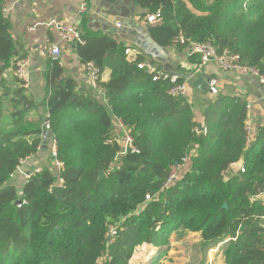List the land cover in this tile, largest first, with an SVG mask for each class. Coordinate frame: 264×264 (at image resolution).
Segmentation results:
<instances>
[{"label": "trees", "instance_id": "1", "mask_svg": "<svg viewBox=\"0 0 264 264\" xmlns=\"http://www.w3.org/2000/svg\"><path fill=\"white\" fill-rule=\"evenodd\" d=\"M132 1L148 15L161 14L150 30L158 46L170 47L182 35L264 75V0ZM5 3L0 0L1 77L25 58ZM81 38L76 53L83 65L102 70L106 101L80 87L58 60H48L43 105L55 156L41 170L26 171L21 194L17 168L36 157L47 129L27 122L31 101L21 89L0 99V264H100L104 258V264H136L137 252L139 264H162L172 236L183 232L200 234L209 251L223 243L225 264H264V201L258 199L264 126L248 147L247 99L218 95L199 123L187 98L169 95L170 81L140 70L141 56L127 60L123 42L86 27ZM191 62L197 66L200 58ZM115 120L133 140L125 152ZM191 154L187 171L168 185L172 167ZM238 162L245 173L229 172ZM101 172L106 178L99 182ZM59 181L64 202L52 193ZM112 226L118 236L110 246Z\"/></svg>", "mask_w": 264, "mask_h": 264}, {"label": "crops", "instance_id": "2", "mask_svg": "<svg viewBox=\"0 0 264 264\" xmlns=\"http://www.w3.org/2000/svg\"><path fill=\"white\" fill-rule=\"evenodd\" d=\"M85 3L88 11L82 13L81 8ZM5 8L10 9L8 20L12 25V37L19 47V57L24 56L30 61V83L25 87L14 76V68L10 69L0 79V99L4 98L8 91L21 89L31 101L27 122L35 124L40 122L41 128H44L47 122L48 110L43 101L47 92H50L46 80L47 63L52 59L48 50V40L61 46V55L56 60L80 87L94 92L100 100L106 101L104 94L99 93L100 91L88 83L85 65L81 63L76 47H73L76 45L59 44L53 23L64 22L76 24L80 32L86 27L93 33L112 35L123 42L126 50L131 52L130 55L126 54L129 62H135L141 56L144 59L143 63L156 66L161 74L176 75L183 79V83L188 86L186 98L193 104L199 123L203 122V115L215 98L223 95L233 99L238 97L247 99L254 135L258 127L264 126L263 85L258 79L241 77L233 71H225L215 61L201 69L198 65L192 64L191 59L194 56L190 55L186 48L174 45L166 48L158 46L153 41L150 30L160 23V18L154 23H149L150 15L147 11L139 9L132 0H6ZM107 78L108 75L105 73L103 80ZM214 85L219 91L217 95L211 92ZM12 109L13 107L6 103V112H11ZM116 122L115 120V124ZM42 145L36 157L28 159L15 175L14 181L20 189V194L24 183L23 175H29L26 171L35 167L37 169L33 171L41 170L56 148L52 137L44 140ZM240 163L243 164L236 163L235 169ZM57 166L55 162L56 172ZM231 171L233 170L229 172Z\"/></svg>", "mask_w": 264, "mask_h": 264}, {"label": "built area", "instance_id": "3", "mask_svg": "<svg viewBox=\"0 0 264 264\" xmlns=\"http://www.w3.org/2000/svg\"><path fill=\"white\" fill-rule=\"evenodd\" d=\"M243 2L245 5L248 4L250 0H240ZM82 13H86L88 11V7L85 4H83L81 8ZM10 9L9 8H4L3 9V14L5 18L9 16ZM160 13L150 15L148 17V22L149 23H154L160 18ZM54 27L57 30V35L59 38V44H65L67 46H73L77 45L78 43H83L84 41L81 38V32L80 28L76 24H67L64 22H54L53 23ZM48 50L52 58L57 59L61 55V46L58 44H55L51 41L48 40ZM173 45L178 46V47H184L188 50L189 54L192 56H198L200 58V62L198 64L199 68H204L208 63L211 61H215L220 68H222L225 71H233L237 73L241 77H253L258 79L261 84L263 85V99H264V75L261 74L260 70L256 67L252 66H246V65H240L235 62L234 58L229 57L226 53L223 55H218L215 48L211 46L210 44H200L198 42L192 41V40H187L185 39L182 35L175 37L173 39ZM126 54L130 55L131 52L129 50H126ZM138 68L140 70H145L148 74L154 76V81H158L160 78L163 80H168L172 84L171 89L169 90V95L172 97H184L186 98L188 95V86L184 83H178L179 78L176 75H167V74H161L159 70L156 68V66L152 64H146V63H141L138 64ZM84 71L86 72V78L88 83L94 88L100 91L99 93L104 94L105 90L103 87L100 85L101 82V76H102V70L95 64V63H89L84 66ZM14 76L16 77L17 80L22 82L25 87H27L30 83V61L27 58L24 59H19L15 63L14 67ZM1 79V76H0ZM211 92L213 95H217L219 93L218 88L216 85L212 86ZM117 128H121L123 136H121V145L122 143H126L128 145L125 147V151L127 148H132V142L133 140L130 138L128 132L124 129L123 125L119 123L118 121L116 122ZM46 129L48 131L49 129V124L46 122L45 124ZM246 142L247 146L249 147L252 142L254 141V128L252 125V120L251 117L248 119L246 123ZM120 135V132L118 133ZM126 134V136H125ZM41 149V148H40ZM56 150V148H55ZM133 151H136L133 149ZM55 156V151L54 154ZM193 154L190 156H187L182 160V163L176 166L172 167L171 175L168 180V185H170L172 182L176 181L182 174L183 171L186 170L189 162L191 161V157ZM27 161H22L21 166L17 168V171H20L22 166L25 165ZM238 164V163H237ZM232 164L229 168L230 170L236 171L237 173H245V169L242 163L239 164V167L235 169L236 165ZM58 167L60 168L59 164L57 163ZM235 169V170H234ZM61 181L58 182V184ZM264 194V193H263ZM261 194L260 196H262ZM258 196V198L260 197ZM150 196L147 197V201L150 200ZM117 236H118V228L117 227H110L108 235H107V240H108V245L115 244L117 241ZM223 243L218 244L217 249H219L222 246ZM214 252L215 250H211V252ZM212 252V253H213Z\"/></svg>", "mask_w": 264, "mask_h": 264}, {"label": "rangeland", "instance_id": "4", "mask_svg": "<svg viewBox=\"0 0 264 264\" xmlns=\"http://www.w3.org/2000/svg\"><path fill=\"white\" fill-rule=\"evenodd\" d=\"M116 131L117 133L120 132V135H123L120 127L117 128ZM127 146L126 143H122L123 148ZM57 168L56 176H58V172H60L58 166ZM186 171L187 170L183 171L181 174H184ZM234 172H237V170ZM60 183L62 184V182ZM61 184L57 185L61 186ZM170 244L172 247L168 255L165 254L161 257L162 264H225L223 256L219 254V249H215V245L212 248V250H215L214 252L212 251L213 253L203 248L200 234L185 232L174 234L170 240ZM142 257L140 252H137L133 259V263L139 264ZM105 259L106 258L102 259L100 264H104Z\"/></svg>", "mask_w": 264, "mask_h": 264}, {"label": "water", "instance_id": "5", "mask_svg": "<svg viewBox=\"0 0 264 264\" xmlns=\"http://www.w3.org/2000/svg\"><path fill=\"white\" fill-rule=\"evenodd\" d=\"M73 47L75 48L76 46H73ZM200 130H202V126H200ZM50 137H51V133H50L49 131H46V132L44 133V137H43L44 140H47V139H49ZM122 152H125V148L122 149ZM105 178H106L105 174H104L103 172H101L98 181H99V182H102ZM56 179H57V180L59 179V175L56 177ZM64 191H65V189H64V187H62V186H58V185H56V186H54V187L52 188V193L58 198V200H59L60 202H64ZM258 199L264 201V194H263L262 196H260Z\"/></svg>", "mask_w": 264, "mask_h": 264}]
</instances>
